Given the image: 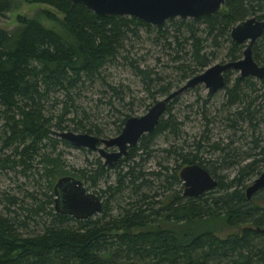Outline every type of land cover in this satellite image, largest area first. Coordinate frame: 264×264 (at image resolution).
<instances>
[{
	"label": "trees",
	"instance_id": "trees-1",
	"mask_svg": "<svg viewBox=\"0 0 264 264\" xmlns=\"http://www.w3.org/2000/svg\"><path fill=\"white\" fill-rule=\"evenodd\" d=\"M22 1L43 7L31 16L17 15L18 25L11 30L0 28V169L8 172L21 164L23 172L37 163L45 190L30 195L29 204L4 194L7 204L0 207V264H264V188L249 199L245 194L250 180L264 168V145L261 137L254 135L257 126L264 123V101L258 102L256 89L262 85L264 97V77L238 75L231 82L229 70L222 88L227 98L225 119L231 128L238 122L246 124L254 153L231 152L229 146L212 143L203 133L188 142L171 113L170 104L178 95L168 102L153 131L143 134L128 149V157L112 167H105L98 158L95 172L86 178V170L68 171L61 153L55 152L58 143L69 144L56 132L73 130L108 137L94 123L96 114H89L77 100L86 85L97 80L106 83V68L117 59L122 58L141 77L151 99L147 108L156 101V94L171 92L172 81H164L166 77L152 68L140 67L130 56L126 48L129 34L138 37L143 28L163 38L162 47L170 51V61L178 63L175 67L181 72V82L203 71L216 57L204 49L209 39L215 47L219 46L218 38L228 42L224 62L239 59L246 46L231 40L230 28L252 16L264 20V0H225L215 14L172 18L167 20L168 27H155L131 16L98 15L70 0ZM15 2L0 0V15L12 10ZM252 58L264 63V32L252 46ZM106 85L112 92L98 102L115 110L112 124L116 135L133 114L132 101H125L123 84ZM56 103L61 106L54 115ZM69 112L73 118L66 117ZM239 127L244 132L243 126ZM164 133L182 141L164 149L177 163L170 167L157 162L156 170L140 169V163L149 159L150 143ZM206 147V153L220 155L213 160L202 157ZM136 156L140 161L133 160ZM245 158L248 161L242 163ZM123 163H127L126 170L120 167ZM188 164L206 168L217 186L196 197L184 196L178 172ZM229 165L237 166L231 177L217 171ZM111 170L115 181L93 191L102 199L99 214L76 219L55 212L53 186L59 177L70 175L94 187L97 180L108 181ZM228 227L241 229L219 234Z\"/></svg>",
	"mask_w": 264,
	"mask_h": 264
},
{
	"label": "rangeland",
	"instance_id": "rangeland-1",
	"mask_svg": "<svg viewBox=\"0 0 264 264\" xmlns=\"http://www.w3.org/2000/svg\"><path fill=\"white\" fill-rule=\"evenodd\" d=\"M40 7L43 6H37L34 4H28L22 0H16L15 6L12 8V10L6 12L3 15H0V28H4L7 30L15 28L18 25L16 21L17 15L31 16L33 12ZM164 23L161 25L167 26V21H165ZM200 27H202V25ZM137 34L138 37L132 36L131 34L128 35V40H126V48L129 47L130 56L133 59L136 58L138 60L137 63L139 64V66L144 68H152L154 71L158 72L159 75L166 77L164 81H172L171 83H173V88L171 89V91L183 85L187 79L178 82V78L180 77L181 72L175 67V65L178 63L175 64L170 61V57L168 56L170 51L165 50V48L162 47L164 39L158 36L156 37L153 33L148 34L143 28H140ZM171 34L173 33L171 32ZM200 35L204 37L205 34L200 33ZM211 40L212 39H209L206 42L207 45L204 48L206 51H212L214 54H216V57L212 60L210 65L218 62H224V60H226L225 53L227 50L228 42L223 38H218L217 43L219 44V46L215 47L213 46V44H211ZM116 61L117 63L115 65H110L106 68V83H109L111 85L123 84L126 87L123 91L124 95H126L125 101H132V109L130 110L131 113H133L132 116L142 115L147 110L146 106L151 101L150 97L147 95L146 90L144 89V82L141 80L140 76L134 73L132 67L124 64V60L122 58H119ZM179 63H181V61ZM230 73V80L232 82L234 78L239 75V72L231 70ZM106 83L103 84L100 82V80H97L95 83H93V85H86L79 92L80 97L78 98L77 102L81 104L89 114L91 111H93L97 116V119H94V123L104 130L103 132L106 134V136L113 137L115 136L116 132L115 126L112 124L116 120L115 110H110L104 104L99 105L98 102L99 98H105L104 94L109 96L112 92L111 90H109ZM176 85L178 86L176 87ZM155 88L157 89L158 87ZM256 89H258V102H260L261 100L264 101V97L263 95H261L262 85L257 86ZM57 94V98L59 100H62L63 98L61 93H56V95ZM163 97L164 96L160 94H156V100H159ZM226 99L227 98L225 96V90L221 89L213 94H209L203 84H197L196 86L188 88L178 94L176 100L170 104L172 111L171 113L176 117V121L180 123V128L183 131L185 137L188 139V142L191 141L192 138H198L203 133L205 136L207 135L210 138V141L212 143H221L223 147L229 146L228 150L231 149V152L234 151L235 153L236 150L237 153H240L242 151L250 150L252 151V153H254L255 151L250 149L251 145L249 143L251 139V131L247 129L246 124L238 122L236 128H231L230 123L225 119L227 114V112H225L227 109ZM52 101L53 99H51L48 103H52ZM115 105L117 109H121L120 105L117 104L116 101ZM60 106L61 103H56V108L53 111L54 115H57L60 112ZM262 107L264 113V104ZM233 109L234 108H231L230 110L233 111ZM122 110L129 111L124 107ZM66 117L69 119L71 117L73 118L72 112H69ZM1 123L2 121L0 120V124ZM240 125H242L245 129L244 132L240 130ZM259 125L260 126H257L254 135L261 137L260 141L264 145V123H261ZM185 137H183L182 140ZM181 144L182 141L180 139L174 138L169 134L165 135L164 133L155 137L149 145V159H147L143 163H140V169L144 171L156 170L159 167L157 165V162H161L163 165H169L170 167H173L177 163V161H174V159L168 157L164 149L170 147L171 145L174 146ZM111 149L116 150V148ZM207 150V147L203 149V152H201L202 157H210V159L213 160L216 159L218 155H220V153L218 152H215L213 155L212 153H206ZM6 151L7 150H5V152ZM58 151L61 153V160L64 162L65 168L68 171L78 173V170H86L88 172L86 178L90 177L95 172L96 166L94 161L96 159L99 158L103 162V159L99 156L97 151L89 150L87 148H77L71 146L70 144L65 145L63 143H58L55 152ZM138 153L140 154L141 151L139 150ZM138 153L137 155H139ZM37 159L38 158H36V161ZM133 160H135L136 162L140 161L139 156H136L135 158H133ZM246 161L248 160L245 158V160L241 162L244 163ZM126 164L127 163H123L120 167L123 166L122 169L126 170ZM23 169L24 168L21 164H18L12 169H8V172L5 169H0L1 198L5 196L4 194L14 195L17 199L29 204L31 202L30 195H37L40 191L44 192L45 178H43V176H40L41 174H39L42 172L41 166L36 163L32 168H25V170L22 172ZM236 169V165H229L223 166L217 171L222 175L231 177L235 173ZM262 170H264V168ZM113 171L114 170L108 172V181H105L103 178L97 180L94 187H90V182H86L83 180L82 182H84V185L88 188L89 191L93 192L94 190L104 188L107 183H112L115 181V172ZM255 177L256 176H254L250 180V182ZM124 193L123 195L125 196L127 191H125ZM3 201L4 202L0 205V207L7 204V201L4 198ZM263 201L264 200H262L261 203H263ZM114 203H116V201ZM24 206L26 207V205ZM10 208L16 209L17 207L10 206ZM113 211L114 213H116V208L114 205ZM18 212H21L22 215L25 214V212L20 209H18ZM29 226L31 229H35V226H32V224H29ZM240 229L241 227H228L220 231L219 234L225 236L232 232H238Z\"/></svg>",
	"mask_w": 264,
	"mask_h": 264
},
{
	"label": "water",
	"instance_id": "water-1",
	"mask_svg": "<svg viewBox=\"0 0 264 264\" xmlns=\"http://www.w3.org/2000/svg\"><path fill=\"white\" fill-rule=\"evenodd\" d=\"M80 3L88 10L98 15L131 16L152 25L159 26L172 18H198L218 12L224 0H70ZM264 31V20L252 16L237 22L230 28V38L233 42L247 43L242 56L233 61L218 62L205 68L186 80L175 90L163 98L153 102L139 116H129L125 119L121 131L108 138L98 137L86 132L64 130L55 134L66 140L71 146L95 150L103 158L105 165L112 166L121 157L128 156V148L137 144L138 139L150 133L158 124L166 111L167 104L184 90L203 84L208 93L213 94L225 85L224 74L235 70L240 77H264V63L258 64L251 54L253 42ZM116 148V150H108ZM178 177L182 182L184 196H199L217 186L216 178L199 164H188L179 169ZM264 188V170H262L246 187L247 199ZM54 210L57 213L69 215L76 219H86L102 210V201L95 193L87 189L84 183L73 176L59 177L53 186ZM264 208V202H263Z\"/></svg>",
	"mask_w": 264,
	"mask_h": 264
},
{
	"label": "flooded vegetation",
	"instance_id": "flooded-vegetation-1",
	"mask_svg": "<svg viewBox=\"0 0 264 264\" xmlns=\"http://www.w3.org/2000/svg\"><path fill=\"white\" fill-rule=\"evenodd\" d=\"M224 3H225V0H224ZM224 3H223V5H224ZM223 5H222V8H223ZM222 8H221V9H222ZM221 9H220V10H221ZM220 10H219V11H220ZM216 13H217V12H216ZM263 32H264V31H263ZM262 34H263V33H262ZM262 34H261V36H262ZM261 36H259V37L253 42V44H254V43H255V42H256ZM242 44H244L245 46L247 45V43H242ZM253 44H252V46H253ZM252 46H251V54H252ZM261 64H262V63H261ZM120 131H121V130H120ZM116 135H117V134H116ZM103 138H104V137H103ZM129 148H130V147H129ZM129 148H128V149H129ZM108 150L111 151V150H113V149L109 148ZM128 154H129V151H128ZM127 157H128V156H127ZM127 157H121V158H119V160L122 159V158H127ZM102 159H103V158H102ZM119 160L116 161L114 164L118 163ZM102 163H103V165H104L105 167H112V166L114 165V164H113L112 166H109V165H105L104 162H102ZM181 186H182V182H181ZM182 194H183V186H182ZM100 199H101V198H100ZM101 201H102V199H101Z\"/></svg>",
	"mask_w": 264,
	"mask_h": 264
}]
</instances>
